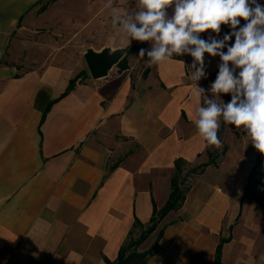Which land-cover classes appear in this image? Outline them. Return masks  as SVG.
<instances>
[{
  "label": "crops",
  "instance_id": "1",
  "mask_svg": "<svg viewBox=\"0 0 264 264\" xmlns=\"http://www.w3.org/2000/svg\"><path fill=\"white\" fill-rule=\"evenodd\" d=\"M40 1L0 0V61L15 55L19 35L41 28L31 11ZM147 59L138 54L124 70L85 78L64 97L75 69L0 65V264L115 261L135 221L149 224L154 205H165L176 160L193 163L205 152L193 58ZM204 63L198 86L206 94L221 60L205 53ZM209 168L218 171L211 165L201 175ZM247 178L198 190L191 182L147 264H217L220 244V264H264V208L244 197Z\"/></svg>",
  "mask_w": 264,
  "mask_h": 264
},
{
  "label": "clouds",
  "instance_id": "2",
  "mask_svg": "<svg viewBox=\"0 0 264 264\" xmlns=\"http://www.w3.org/2000/svg\"><path fill=\"white\" fill-rule=\"evenodd\" d=\"M137 10L125 14L113 9L112 24L121 27L130 40L151 42V50L141 48L151 66L174 55L193 58L189 79L195 95L202 97L195 126L208 146H222L218 138L221 118L247 133L254 148L264 154V5L257 0H136ZM112 9L111 0L104 5ZM174 6L171 17L167 9ZM241 18L246 22L241 25ZM231 31L217 39L221 26ZM211 30L216 36L201 38ZM234 43L229 44L232 37ZM227 48L225 52L224 49ZM220 57L219 71L209 91L198 82L206 77L204 54ZM184 63V62H183ZM237 69L239 71L237 72ZM231 95L225 103L221 95Z\"/></svg>",
  "mask_w": 264,
  "mask_h": 264
},
{
  "label": "rangeland",
  "instance_id": "3",
  "mask_svg": "<svg viewBox=\"0 0 264 264\" xmlns=\"http://www.w3.org/2000/svg\"><path fill=\"white\" fill-rule=\"evenodd\" d=\"M108 2L109 0H41L31 10H35L33 15L37 17L36 19L34 18L36 23L39 22V17L41 16L38 24L41 28L35 31L33 29H27L28 31L19 35V44L17 47H14L16 48L15 55L13 57L8 55L3 59V63L19 64V67H21L18 70L19 72L27 71L38 63H41V65L55 63L73 68L79 74L83 71L88 72L84 60V53L88 48H93L90 45L91 42H95L96 47L100 48L107 41L117 44L126 43L125 46L136 43L135 50L127 56V68L129 67V63H137L136 58L139 50L141 48L146 51L151 50V42L130 40L128 34L121 27H114L112 24L113 9L120 14L135 11L137 10L136 0H111L112 9L105 8L104 5ZM257 3L264 5V0H257ZM173 11L174 6L168 7L167 13L169 17L172 16ZM244 23L246 22L241 18V25ZM221 28V33L218 36L220 39L231 31L227 25H222ZM102 30L105 32H102ZM207 33L216 36L211 30L200 33L199 35L201 38H205ZM100 40L106 41L100 42ZM134 55L137 56L135 57ZM147 70L148 68L145 71ZM238 71L239 69H237ZM79 80H83V77L79 78ZM210 86H208L206 91V95L209 97L212 96V93L209 91ZM221 99L227 103L231 100V95H221ZM217 135L222 142V146L219 148L212 146L210 152L218 162V165L215 166L218 167V171H213V168H209L204 175L198 178L196 173L190 172L200 164L209 161L210 156L205 150L201 157L195 162L187 164L184 170L176 175L177 181L181 183L183 179L186 180L182 188L187 192L190 189L191 182L192 186L196 185V189L198 190V187L204 182L212 183L218 181L217 179L226 182L230 181L232 176H237V179L241 180L246 178L249 171L255 167L257 175L253 177L251 187L255 196L263 201L264 154H261L254 148L252 143L246 138V132L242 129L237 130L234 125L224 123L222 118ZM223 152L225 154L221 156ZM261 206L264 208L262 204ZM178 211L179 208L174 209L170 212L171 214L168 213L163 217L157 229L150 233L142 244L136 246V250L142 252L154 246L156 241L153 243V240L156 237L158 238L161 228L169 220L174 218ZM144 231H146V228L140 231H134L133 238H139Z\"/></svg>",
  "mask_w": 264,
  "mask_h": 264
},
{
  "label": "trees",
  "instance_id": "4",
  "mask_svg": "<svg viewBox=\"0 0 264 264\" xmlns=\"http://www.w3.org/2000/svg\"><path fill=\"white\" fill-rule=\"evenodd\" d=\"M135 48H136V43H134L130 47L127 54L118 63L117 66L119 67V69H126L127 68V56L130 53H132V51H134ZM1 64H4L3 61H0V65ZM89 75L90 74L88 72H84V71L77 74L74 78H72L69 81V84H68L67 88L65 89V91L62 93L61 97H64L65 95H67L68 93H70L74 89L76 84L81 81V80H79V78L83 77V79H85V78H88ZM52 102L53 101H51L49 103V105ZM49 105L47 106L45 112L43 113L42 120H44V118L46 116V113L49 109ZM211 147L212 146H207V148H206V152H208V154L210 156L209 161L206 163L200 164L197 168L192 169L190 172L196 173L197 175H201L202 173H204V171L206 170V168L208 166H211V165L217 166L218 165V162H217L215 156L210 152ZM224 154H225V152H223L221 154V156ZM186 165H187V163L184 160H182V159L176 160V162H175V174L173 175V177L171 179V192H170V195H169L168 200L166 201L165 205L160 209H158L156 207V205H154L153 215H152V218H151L149 224L144 225L138 220L135 221L133 231L130 232L129 237L124 242V244L121 246L117 259L115 261H109L108 259H106L107 264H147L148 263L149 258L153 254L154 250L157 248V242L154 244V246H152L148 250H145L142 252L137 251L136 246L142 244L147 239V236L157 229L158 224L161 222L163 217H165L168 213H170L174 209L180 208L181 205L183 204V202L185 200V193L186 192L182 188V186L184 185L186 180L183 179L181 181V183H179L176 179V177H177L176 175L178 173L182 172V170H184ZM255 175H257V172L255 170V167H253L248 174L247 183H246L245 190H244V197L253 198L264 206V200L262 201L260 198L256 197L254 192H253V189L251 187L252 179ZM145 228H146V231H144L139 236V238H137V239L133 238L134 231H140V230L145 229ZM162 228L159 231L157 241L160 238V236L162 235V231H163ZM220 257H221V244L217 248V264H220Z\"/></svg>",
  "mask_w": 264,
  "mask_h": 264
},
{
  "label": "water",
  "instance_id": "5",
  "mask_svg": "<svg viewBox=\"0 0 264 264\" xmlns=\"http://www.w3.org/2000/svg\"><path fill=\"white\" fill-rule=\"evenodd\" d=\"M132 45L119 48L108 46L101 50L88 48L84 53V60L90 76L93 79L107 77L110 71L124 58Z\"/></svg>",
  "mask_w": 264,
  "mask_h": 264
}]
</instances>
